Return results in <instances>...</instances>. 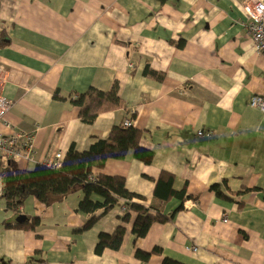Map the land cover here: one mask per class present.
<instances>
[{
	"label": "crops",
	"instance_id": "1",
	"mask_svg": "<svg viewBox=\"0 0 264 264\" xmlns=\"http://www.w3.org/2000/svg\"><path fill=\"white\" fill-rule=\"evenodd\" d=\"M243 3L0 0L2 91L15 102L7 115L11 125L0 122V133L34 134V153L19 140L17 165L60 168L72 145L88 150L131 110L133 126L144 133L140 144L154 152L153 161L144 163L130 150L124 159L94 167L91 177L123 176L131 192L145 197L137 201L158 209L155 187L166 170L175 176L174 188L192 196L167 202L161 212L168 219L154 222L136 240L135 214L124 222L119 207L79 231L90 217L79 210L82 189L51 205L30 196L19 211L8 207L3 194V263L163 264L169 258L182 264H264V113L249 102L264 95V54L247 30ZM148 64L159 78L145 72ZM115 81L126 107L84 122L67 94L110 90ZM59 151L65 155L57 165ZM35 218L36 228L20 226ZM119 224L126 228L120 248L97 253L100 233ZM157 247L147 261L136 257L138 249Z\"/></svg>",
	"mask_w": 264,
	"mask_h": 264
},
{
	"label": "trees",
	"instance_id": "2",
	"mask_svg": "<svg viewBox=\"0 0 264 264\" xmlns=\"http://www.w3.org/2000/svg\"><path fill=\"white\" fill-rule=\"evenodd\" d=\"M176 45L184 47V41H178ZM145 72L154 78H159L161 75V73H156L149 64L146 66ZM70 99L73 104L81 108L80 117L86 123H93L102 112L126 107L125 100L119 94L117 81L110 90L90 87L84 92H73ZM143 136L142 130L133 125H125V120L122 119L113 126L107 138L95 137L96 140L88 150L78 151L72 145L61 162L60 168L37 164L32 170L21 169L15 158L9 156L7 152L0 151V158L4 160L0 164V169L5 174V195L3 197L6 198L8 207L16 210L30 196L51 205L82 189L84 196L79 203V210L90 215V217L79 231L92 227L101 216L113 208L125 204L127 211L119 215L121 220L130 221L131 212L134 213L136 216L132 229L134 239L144 237L154 222H163L168 219V216L161 212V208L167 202L173 198H178L183 202L192 197L185 188L181 190L174 188V174L166 170L162 171L157 180L154 196L159 201L158 209L137 201L136 198L144 200L145 197L131 192L127 188L126 179L123 176L98 174L95 178L91 177L94 167L103 166L108 158L124 159L130 150L134 151V156L138 160L147 164L151 163L154 152L140 144ZM182 208L183 204L175 212ZM38 223L39 219L35 218L30 222L20 224V226L36 228ZM125 233V226L120 224L112 233L101 232L96 245V252L102 253L106 248L119 249ZM159 251L160 248L158 247L152 252L138 249L136 257L142 261H147L152 253ZM0 264L5 263L0 259ZM163 264L182 263L166 258Z\"/></svg>",
	"mask_w": 264,
	"mask_h": 264
},
{
	"label": "built area",
	"instance_id": "3",
	"mask_svg": "<svg viewBox=\"0 0 264 264\" xmlns=\"http://www.w3.org/2000/svg\"><path fill=\"white\" fill-rule=\"evenodd\" d=\"M243 7L245 12L250 17V22L247 24V30L251 34L256 50L264 54V0H244ZM4 78L2 69H0V78ZM1 85V79H0ZM7 102L6 98L2 96L0 92V102ZM250 104L253 107H259L264 111V96L254 95L250 99ZM5 111L0 112V117L4 114ZM133 120L131 118V113H128V117L125 120V125H133ZM200 135H210L211 131L205 132L200 130L198 132ZM30 137L29 135L27 136ZM5 138V139H4ZM31 139V138H30ZM18 140L14 136L12 138L5 137L0 135V151L7 152L11 157L17 158L22 155L21 149L17 146ZM64 153L59 152L55 155L53 160L56 161L57 165L64 158ZM48 165H52L51 162H47ZM56 165V166H57ZM5 191V175L4 172H1L0 169V196L4 194Z\"/></svg>",
	"mask_w": 264,
	"mask_h": 264
},
{
	"label": "rangeland",
	"instance_id": "4",
	"mask_svg": "<svg viewBox=\"0 0 264 264\" xmlns=\"http://www.w3.org/2000/svg\"><path fill=\"white\" fill-rule=\"evenodd\" d=\"M250 34V33H249ZM251 35V34H250ZM0 65H3V64H0ZM0 67H2V66H0ZM3 72H4V69H3ZM1 79V85H0V92H1V94H2V96H4L5 98H6V100H7V102L5 103V102H3L2 103V100H1V102H0V112H3V111H5L4 112V114L0 117V122H3L4 124H6V126L7 125H11L10 124V122H9V120H8V118H7V115H8V113L10 112V110L14 107V105H15V102L11 99V98H9L7 95H5L4 93H3V91H2V89H3V87H4V84H5V82H6V79L5 78H0ZM75 93V92H74ZM69 97L70 96H73V92H72V94L70 93V94H67ZM262 96H264V95H262ZM253 97V96H252ZM251 97V98H252ZM74 98H75V96H74ZM71 100V99H70ZM250 102V101H249ZM251 105V104H250ZM252 106V105H251ZM255 108H258L261 112H263L264 113V111L263 110H261L259 107H255ZM128 113H131V118H132V120H133V122H134V117H133V112H131V110H128L127 112H126V114H127V117H128ZM126 114H125V116H126ZM125 116H124V119H125ZM126 120V119H125ZM206 131V130H205ZM0 135H3V136H5V137H9V138H12V137H16L17 138V140H18V142H19V140L21 139L22 140V145L24 146V147H26L27 149H29V150H31L33 153H34V151H35V146H34V134L33 133H29V132H27V131H12V133H0ZM30 136L29 138L27 137V136ZM31 138V139H30ZM5 139V138H4ZM59 152H62V151H59ZM59 152H57V153H59ZM56 153V154H57ZM63 153V152H62ZM23 157H26V158H29V159H31L32 157H29V156H27V155H24ZM18 158V157H17ZM120 208V210H121V212L123 213L124 211H127V206L125 205V204H123L121 207H119Z\"/></svg>",
	"mask_w": 264,
	"mask_h": 264
},
{
	"label": "water",
	"instance_id": "5",
	"mask_svg": "<svg viewBox=\"0 0 264 264\" xmlns=\"http://www.w3.org/2000/svg\"><path fill=\"white\" fill-rule=\"evenodd\" d=\"M25 220L27 219L26 217L22 216ZM20 221V219H18Z\"/></svg>",
	"mask_w": 264,
	"mask_h": 264
},
{
	"label": "bare ground",
	"instance_id": "6",
	"mask_svg": "<svg viewBox=\"0 0 264 264\" xmlns=\"http://www.w3.org/2000/svg\"><path fill=\"white\" fill-rule=\"evenodd\" d=\"M2 72H3V69H2Z\"/></svg>",
	"mask_w": 264,
	"mask_h": 264
}]
</instances>
